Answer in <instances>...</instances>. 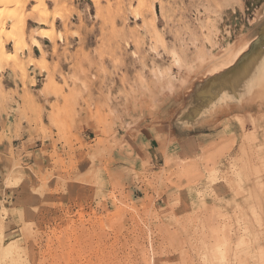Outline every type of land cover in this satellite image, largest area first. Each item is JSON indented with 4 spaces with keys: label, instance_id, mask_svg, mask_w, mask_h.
<instances>
[{
    "label": "rangeland",
    "instance_id": "obj_1",
    "mask_svg": "<svg viewBox=\"0 0 264 264\" xmlns=\"http://www.w3.org/2000/svg\"><path fill=\"white\" fill-rule=\"evenodd\" d=\"M33 4L0 119L31 75L58 137L20 164L0 129V264H264V0H64L55 31Z\"/></svg>",
    "mask_w": 264,
    "mask_h": 264
},
{
    "label": "crops",
    "instance_id": "obj_2",
    "mask_svg": "<svg viewBox=\"0 0 264 264\" xmlns=\"http://www.w3.org/2000/svg\"><path fill=\"white\" fill-rule=\"evenodd\" d=\"M52 2L47 1L48 4ZM29 19V18H28ZM27 19V20H28ZM56 20L54 21V26L56 23ZM27 23V21H26ZM37 43L39 44V47H36L34 45H31V49L33 53H29L28 50H26V56L33 55L36 56L37 51L41 49L40 41L36 38ZM41 42H44V39H40ZM12 45V44H11ZM39 74V73H38ZM33 76V75H32ZM5 78L4 74H0V78ZM13 79V84H5L2 83L4 86L3 90L4 92H8L7 89H10L12 92V98L16 101L17 105H15L14 102L9 101V105H11V109H9L7 106V103L5 102L6 106L3 103L2 108L6 109L8 112L9 109V115H4L2 113L1 119H0V129L3 128L5 130V135L7 138L10 139L13 147V157L16 159L20 164L21 163H33L35 160V154L37 150H40L42 148L43 144L49 145L47 152L50 153L54 151L52 144V141L49 139L51 136L53 139H57V131L55 127L52 125L49 115H50V108L49 104L51 103V95H47L44 93H39V89L34 88L32 85L34 83L31 81V75L26 80L27 89L29 92H31V95H29V99L31 101V106H27L24 104L23 99L20 100L21 97H24V89L23 84L20 79L17 81L14 80V77H10ZM38 78L35 75V81ZM10 80V79H9ZM6 83V82H5ZM16 83L17 88L15 89ZM20 96V98L18 97ZM19 98V99H17ZM86 129V128H85ZM93 132V131H92ZM145 135L142 136L141 144L139 145L138 149L140 150V153L143 157H146L147 161H151L152 165H154V162L163 159L162 152H160L159 148L155 145V143H152L151 137L148 136V132H144ZM80 137L88 142L94 140L96 137L93 134H88L87 129L81 130L79 133ZM136 144H134V148L136 149ZM116 147L114 150H112L110 157L106 158L110 160L111 162H114L115 165L119 161L122 160L121 153L118 151ZM128 147L125 145L123 146V149L126 150ZM57 151L61 152L63 156L66 155V147H63L62 141L57 143ZM65 151V152H64ZM142 151V152H141ZM134 152V151H133ZM122 155L125 156V154L122 152ZM5 157H9V153H6L4 155ZM109 156V155H108ZM1 160L4 161L5 159L1 157ZM104 158H102V161ZM0 163V180H2L3 176L7 174V167H3ZM119 166V165H116ZM130 168V166H128ZM141 186V185H139ZM4 193V194H3ZM13 192L9 188H1L0 187V209H1V202H5L7 204L8 199L11 198L10 195H12ZM5 195V196H4ZM14 195V194H13ZM14 197V196H13ZM7 206V205H6Z\"/></svg>",
    "mask_w": 264,
    "mask_h": 264
},
{
    "label": "bare ground",
    "instance_id": "obj_3",
    "mask_svg": "<svg viewBox=\"0 0 264 264\" xmlns=\"http://www.w3.org/2000/svg\"><path fill=\"white\" fill-rule=\"evenodd\" d=\"M48 1H51L54 4V11L52 12V16L50 15V12L48 10L46 0H0V71L8 66L10 62L17 68L19 64V55L23 54L26 50L29 49L28 47H25L27 45V41L24 36L26 27V19L24 17V13L28 5L34 3L30 7V13L35 16L39 25L50 26V29H52V31H55L54 21L55 19L60 18V16L62 15L58 6L59 4L63 3L64 0ZM43 31L44 30H42L38 35L41 38L46 37ZM2 38H4V41L2 40ZM31 40L33 42L32 45L39 47V44L37 43V40L35 38L32 37ZM5 42L14 45V50L12 53H9L6 50L4 46ZM244 47L245 46L235 49L230 58L228 57L229 59L226 63L230 64L234 62V60L240 55ZM29 50L31 51V49Z\"/></svg>",
    "mask_w": 264,
    "mask_h": 264
}]
</instances>
